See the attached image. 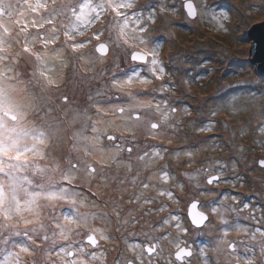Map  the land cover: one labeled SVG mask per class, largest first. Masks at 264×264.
Segmentation results:
<instances>
[{"label":"clouds","instance_id":"9594fccd","mask_svg":"<svg viewBox=\"0 0 264 264\" xmlns=\"http://www.w3.org/2000/svg\"><path fill=\"white\" fill-rule=\"evenodd\" d=\"M257 28L264 0H0V264H264V74L216 43Z\"/></svg>","mask_w":264,"mask_h":264},{"label":"rangeland","instance_id":"374dc122","mask_svg":"<svg viewBox=\"0 0 264 264\" xmlns=\"http://www.w3.org/2000/svg\"><path fill=\"white\" fill-rule=\"evenodd\" d=\"M201 42L203 40L201 39ZM217 44H222L224 47L231 49L232 52V59L239 61L238 67L240 68L239 71L241 72H249L251 74H255L256 66L250 61L251 58V40H243L239 43H232L230 41H216ZM260 74L258 71H256Z\"/></svg>","mask_w":264,"mask_h":264},{"label":"water","instance_id":"95a60500","mask_svg":"<svg viewBox=\"0 0 264 264\" xmlns=\"http://www.w3.org/2000/svg\"><path fill=\"white\" fill-rule=\"evenodd\" d=\"M247 39L251 40V58L250 61L256 66V71L264 74V30L259 28L251 31L247 35ZM253 44L255 49L253 50Z\"/></svg>","mask_w":264,"mask_h":264}]
</instances>
